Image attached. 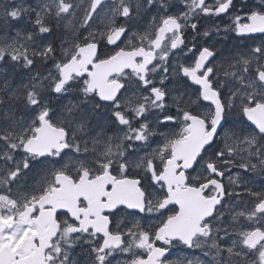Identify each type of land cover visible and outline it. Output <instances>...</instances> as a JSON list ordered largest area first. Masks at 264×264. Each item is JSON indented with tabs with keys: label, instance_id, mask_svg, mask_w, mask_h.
<instances>
[{
	"label": "snow or ice",
	"instance_id": "1",
	"mask_svg": "<svg viewBox=\"0 0 264 264\" xmlns=\"http://www.w3.org/2000/svg\"><path fill=\"white\" fill-rule=\"evenodd\" d=\"M0 264H264V0H0Z\"/></svg>",
	"mask_w": 264,
	"mask_h": 264
}]
</instances>
